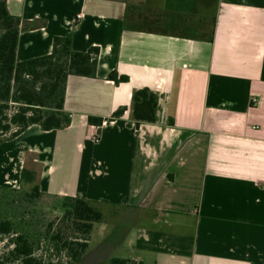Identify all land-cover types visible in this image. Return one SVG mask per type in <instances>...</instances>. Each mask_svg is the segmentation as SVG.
I'll return each instance as SVG.
<instances>
[{"label":"crops","instance_id":"crops-1","mask_svg":"<svg viewBox=\"0 0 264 264\" xmlns=\"http://www.w3.org/2000/svg\"><path fill=\"white\" fill-rule=\"evenodd\" d=\"M7 7L22 22L19 61L51 53L56 36L75 51L100 47L95 77H68V127L33 124L0 143V183L26 168L42 194L103 211L78 263L264 264V0ZM114 70L129 81L110 80ZM142 87L159 95L157 121L137 126Z\"/></svg>","mask_w":264,"mask_h":264},{"label":"trees","instance_id":"trees-1","mask_svg":"<svg viewBox=\"0 0 264 264\" xmlns=\"http://www.w3.org/2000/svg\"><path fill=\"white\" fill-rule=\"evenodd\" d=\"M21 18L12 15L7 0H0V143L21 134L30 125L39 124L44 130L63 129L72 122L65 108V92L69 75L95 77L100 47L75 51L71 36H56L52 52L35 58L17 60V45ZM108 78L116 84L129 81L130 77L112 71ZM16 105L10 113L11 104ZM159 95L149 87L135 89L132 95V113L137 126L157 121ZM126 106L118 108L111 120L122 116ZM89 123L103 125L105 119L90 115ZM37 175L24 168L21 181L33 184V196L42 195ZM63 207L65 216L83 235L63 240L59 231L53 238L63 240L62 248L70 259L80 261L88 248L93 224L103 220V211L88 199L66 196ZM0 234L13 236L10 254L16 264H45L36 254L37 248L30 237L15 231L9 219L0 220ZM129 259L113 258L111 264H128Z\"/></svg>","mask_w":264,"mask_h":264},{"label":"rangeland","instance_id":"rangeland-1","mask_svg":"<svg viewBox=\"0 0 264 264\" xmlns=\"http://www.w3.org/2000/svg\"><path fill=\"white\" fill-rule=\"evenodd\" d=\"M15 108L12 103L10 113ZM14 176L0 183V220L9 219L16 232L30 237L45 264H79L62 248L63 240L83 235L65 216L64 199L47 194L33 196V184H23L18 172ZM59 231L63 240L53 238ZM13 236L0 234V264H16L10 254ZM101 240L95 234L93 244H100Z\"/></svg>","mask_w":264,"mask_h":264},{"label":"built area","instance_id":"built-area-1","mask_svg":"<svg viewBox=\"0 0 264 264\" xmlns=\"http://www.w3.org/2000/svg\"><path fill=\"white\" fill-rule=\"evenodd\" d=\"M258 99L257 98H253V103H257Z\"/></svg>","mask_w":264,"mask_h":264}]
</instances>
